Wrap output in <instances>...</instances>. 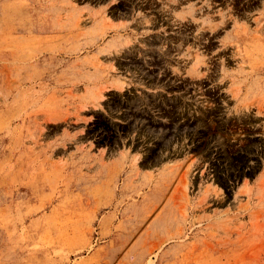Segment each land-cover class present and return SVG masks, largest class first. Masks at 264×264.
I'll list each match as a JSON object with an SVG mask.
<instances>
[{"label": "rangeland", "instance_id": "374dc122", "mask_svg": "<svg viewBox=\"0 0 264 264\" xmlns=\"http://www.w3.org/2000/svg\"><path fill=\"white\" fill-rule=\"evenodd\" d=\"M0 264H264V0H0Z\"/></svg>", "mask_w": 264, "mask_h": 264}]
</instances>
